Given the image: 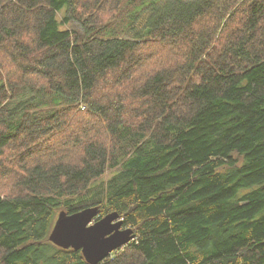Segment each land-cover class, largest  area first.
Listing matches in <instances>:
<instances>
[{"label": "trees", "instance_id": "16d2710c", "mask_svg": "<svg viewBox=\"0 0 264 264\" xmlns=\"http://www.w3.org/2000/svg\"><path fill=\"white\" fill-rule=\"evenodd\" d=\"M94 205L96 264H264V0H0V264Z\"/></svg>", "mask_w": 264, "mask_h": 264}, {"label": "water", "instance_id": "95a60500", "mask_svg": "<svg viewBox=\"0 0 264 264\" xmlns=\"http://www.w3.org/2000/svg\"><path fill=\"white\" fill-rule=\"evenodd\" d=\"M98 214V205L71 213L59 210L48 240L60 248L78 250L87 263L96 264L135 236L134 229L124 225L117 211L99 218Z\"/></svg>", "mask_w": 264, "mask_h": 264}]
</instances>
